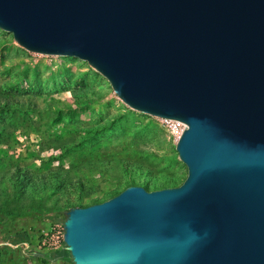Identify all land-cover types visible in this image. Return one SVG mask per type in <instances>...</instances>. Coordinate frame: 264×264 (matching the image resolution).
<instances>
[{
	"label": "water",
	"instance_id": "water-1",
	"mask_svg": "<svg viewBox=\"0 0 264 264\" xmlns=\"http://www.w3.org/2000/svg\"><path fill=\"white\" fill-rule=\"evenodd\" d=\"M0 29L184 124L179 185L64 212L73 264H264V0H0Z\"/></svg>",
	"mask_w": 264,
	"mask_h": 264
},
{
	"label": "rangeland",
	"instance_id": "rangeland-1",
	"mask_svg": "<svg viewBox=\"0 0 264 264\" xmlns=\"http://www.w3.org/2000/svg\"><path fill=\"white\" fill-rule=\"evenodd\" d=\"M177 137L123 103L86 61L29 52L0 29V264H37L23 250L65 246L42 244L62 229L48 220L56 211L131 185H179L186 166Z\"/></svg>",
	"mask_w": 264,
	"mask_h": 264
},
{
	"label": "trees",
	"instance_id": "trees-1",
	"mask_svg": "<svg viewBox=\"0 0 264 264\" xmlns=\"http://www.w3.org/2000/svg\"><path fill=\"white\" fill-rule=\"evenodd\" d=\"M4 104L9 105V103L7 104V102ZM26 182L30 183L31 186H35V185H39V183H42L44 185L45 181H44L43 177H38L36 179H33L32 177L28 176ZM65 211L66 210L56 211L54 214L48 216V220L51 222L62 223L63 214ZM62 244L64 245L63 242H62ZM22 253L25 257L32 258L33 262H35L37 264H49L51 262H55V261H59V260L63 261L64 263L73 264L71 261L69 252L65 246H63L62 248L56 249V250L46 251V252H42L39 250L38 251L37 250H31V251L23 250Z\"/></svg>",
	"mask_w": 264,
	"mask_h": 264
},
{
	"label": "built area",
	"instance_id": "built-area-1",
	"mask_svg": "<svg viewBox=\"0 0 264 264\" xmlns=\"http://www.w3.org/2000/svg\"><path fill=\"white\" fill-rule=\"evenodd\" d=\"M164 124L172 133L176 134L177 136L181 133L184 124L178 120H173V119H166V118H160ZM62 234H63V228L57 231L56 235H53L55 237L54 240L53 238L46 236L43 238L42 244L47 243L48 245L51 244H56L59 240L62 241Z\"/></svg>",
	"mask_w": 264,
	"mask_h": 264
}]
</instances>
